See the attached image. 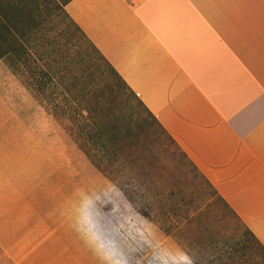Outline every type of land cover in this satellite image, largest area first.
<instances>
[{"label":"rangeland","instance_id":"374dc122","mask_svg":"<svg viewBox=\"0 0 264 264\" xmlns=\"http://www.w3.org/2000/svg\"><path fill=\"white\" fill-rule=\"evenodd\" d=\"M63 41L64 59H95ZM22 71L0 60V264H264L248 234L242 252L224 245L243 225L136 95L104 101L117 114L99 125L120 132L106 155L91 147L96 164L74 139L65 84L38 92Z\"/></svg>","mask_w":264,"mask_h":264},{"label":"crops","instance_id":"0c3cea01","mask_svg":"<svg viewBox=\"0 0 264 264\" xmlns=\"http://www.w3.org/2000/svg\"><path fill=\"white\" fill-rule=\"evenodd\" d=\"M64 9L264 247V0Z\"/></svg>","mask_w":264,"mask_h":264},{"label":"trees","instance_id":"16d2710c","mask_svg":"<svg viewBox=\"0 0 264 264\" xmlns=\"http://www.w3.org/2000/svg\"><path fill=\"white\" fill-rule=\"evenodd\" d=\"M69 1L0 0V60L5 61L15 73L22 70L27 72V78L31 79L30 87L38 92L45 90L48 85L60 90L59 86L65 84L62 93H67L70 100L68 108H71L69 117L74 123V139L84 153L97 164L96 156L91 154V147L97 146L98 149L104 150L103 154L106 155L109 151L106 142H114L120 132L118 124L99 125L100 117L117 114L116 108L107 104L103 106L104 101L110 97L114 98L116 89H122L133 96L135 94L68 16L64 7ZM64 21L69 25H58ZM74 38L82 41L86 48L94 52V60L86 61L82 54L63 58L64 51L60 49L62 39L64 49L70 55ZM38 49H41L46 57H31V53H36ZM86 62L87 65L82 68ZM139 103L148 111L141 101ZM149 114L152 116L150 112ZM127 124L126 117L123 120V128ZM210 187L213 189L211 185ZM213 191L217 194L214 189ZM125 195L134 204L133 196L126 193ZM224 204L240 221L230 207L225 202ZM143 215L149 216L145 211ZM240 223L244 228L241 237L235 242L228 239L224 245L229 247V250L242 252L248 249L245 244L247 240L244 238V234H248L264 252V247L241 221ZM216 260L222 264H230L223 262L220 256Z\"/></svg>","mask_w":264,"mask_h":264}]
</instances>
